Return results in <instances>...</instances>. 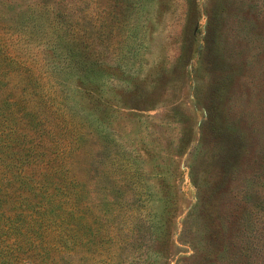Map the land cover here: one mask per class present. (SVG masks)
<instances>
[{"label": "rangeland", "instance_id": "rangeland-1", "mask_svg": "<svg viewBox=\"0 0 264 264\" xmlns=\"http://www.w3.org/2000/svg\"><path fill=\"white\" fill-rule=\"evenodd\" d=\"M32 1L0 0L2 44H44L19 29L41 21L16 16ZM105 5L59 0L88 30H106ZM140 5V43L127 62L124 50H113L120 44H91L106 46V64L126 73L114 70L105 85L76 95L115 143L102 150L98 138L84 137L72 165L91 187L103 169L119 174L138 227L112 237L99 224L106 233L56 264H264V0ZM7 253L0 264L15 263ZM29 258L16 260L39 264Z\"/></svg>", "mask_w": 264, "mask_h": 264}, {"label": "trees", "instance_id": "trees-1", "mask_svg": "<svg viewBox=\"0 0 264 264\" xmlns=\"http://www.w3.org/2000/svg\"><path fill=\"white\" fill-rule=\"evenodd\" d=\"M33 1L16 16L41 21L29 32L24 25L19 29L28 33L24 38L44 37V44L0 42V258L8 250L12 264H20L18 256L56 264V257L86 248L106 233L99 224L109 226L112 237L131 236L138 227L135 213L123 203L119 174L103 169L99 185L91 187L72 165L84 137L98 138L102 150L115 143L76 95L85 86L105 85L114 70L126 73L127 66L106 64V46L91 44L96 37L120 44L113 50L128 54L122 60L134 56L141 0H106V30L78 28L59 0L42 6ZM104 199L103 211L92 212ZM5 239H11L9 246Z\"/></svg>", "mask_w": 264, "mask_h": 264}]
</instances>
